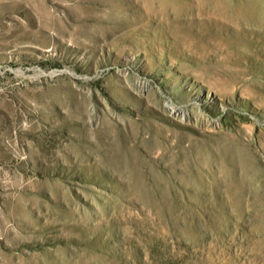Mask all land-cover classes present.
<instances>
[{
  "label": "rangeland",
  "instance_id": "obj_1",
  "mask_svg": "<svg viewBox=\"0 0 264 264\" xmlns=\"http://www.w3.org/2000/svg\"><path fill=\"white\" fill-rule=\"evenodd\" d=\"M0 264H264V0H0Z\"/></svg>",
  "mask_w": 264,
  "mask_h": 264
}]
</instances>
